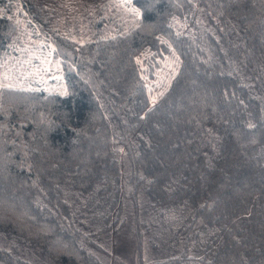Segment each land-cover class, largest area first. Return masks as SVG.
<instances>
[{"label": "trees", "instance_id": "trees-1", "mask_svg": "<svg viewBox=\"0 0 264 264\" xmlns=\"http://www.w3.org/2000/svg\"><path fill=\"white\" fill-rule=\"evenodd\" d=\"M107 1L0 0V78L53 47L67 86L2 79L0 263L31 264L9 240L58 264H104L144 195L165 254L149 264H264V0H131L139 21L109 35ZM76 2L84 42L59 29ZM143 51L180 59L151 108Z\"/></svg>", "mask_w": 264, "mask_h": 264}, {"label": "rangeland", "instance_id": "rangeland-1", "mask_svg": "<svg viewBox=\"0 0 264 264\" xmlns=\"http://www.w3.org/2000/svg\"><path fill=\"white\" fill-rule=\"evenodd\" d=\"M155 0H153L154 2ZM106 8L103 10L102 14L104 17L109 18V22L103 26L104 33L109 35L116 32L117 27L121 26L122 28H127L130 26H135L137 21L140 18V11L132 4L131 0H108ZM77 3V2H76ZM83 6L80 3L74 4L72 7H69V18L68 22L63 18L60 21V30L62 33L70 35L75 41L84 42L90 37V31L87 28V24L80 23L78 20L81 18L83 13ZM133 9L137 10L136 12ZM138 12V14H137ZM51 46V45H50ZM53 47L43 48L41 46L35 48V51L29 53L27 60L22 61L20 65L14 71H9L7 77L0 78V85L3 83L2 79L5 81L6 78H9L13 83L21 84L23 80H27L32 84L39 85L46 90L66 93L67 86L65 80L63 79V73L60 67V61L53 56L52 53ZM151 54L153 56H151ZM138 64L142 71V78L149 95V107L154 106L167 90V87L171 84L175 74L178 73L180 69V59L177 53L172 52L170 54H160L159 56L154 55L150 51H143L137 56ZM25 66V67H23ZM23 67L24 69H22ZM1 74H4V71H1ZM20 78V80H18ZM18 80V81H17ZM199 81V79H198ZM176 116L174 110L169 112V117L173 118ZM160 126V125H158ZM164 137H166V128ZM168 134V133H167ZM167 139V137L165 138ZM173 140V139H171ZM179 144L181 143L180 138H178ZM87 142H85V145ZM69 149L73 150V147ZM94 146H91L90 158L96 157L94 153ZM263 152L259 151L258 156ZM83 155V154H82ZM81 155V156H82ZM84 157V156H83ZM76 161V160H75ZM162 164L169 162L167 157H161ZM79 163V162H75ZM188 172V168L185 167L184 173ZM198 176L200 173H203L202 169H198L196 172ZM71 174V173H70ZM193 182H187L188 187H193ZM201 185V181L198 178L197 186ZM146 197L142 195V203L140 207V212L138 216V222H135V215L133 209L130 207L127 208V220L123 228H120L116 233L110 236V241L105 242V247L108 253L100 254L104 264H149L150 262L160 260L164 257L163 249L157 250L154 249L150 242V236L146 232V224L150 221L149 215L146 213ZM263 206V204H261ZM262 209V208H261ZM228 210L227 206H220V213ZM148 220V221H147ZM228 225L229 224H225ZM138 230L141 232V237H143L141 244V252L139 253L138 245ZM242 233L241 230H236V232ZM243 236V234H242ZM6 245L9 250L15 254L17 257L25 259L31 264H58L52 262L51 260L44 257L42 252L37 248L25 245L18 242H11L5 240ZM252 242V241H250ZM249 242V243H250ZM252 246L257 244L253 241ZM239 251H242L239 248ZM2 264V263H0Z\"/></svg>", "mask_w": 264, "mask_h": 264}, {"label": "snow or ice", "instance_id": "snow-or-ice-1", "mask_svg": "<svg viewBox=\"0 0 264 264\" xmlns=\"http://www.w3.org/2000/svg\"><path fill=\"white\" fill-rule=\"evenodd\" d=\"M133 11L136 12L137 10L133 9ZM137 14H138V12H137Z\"/></svg>", "mask_w": 264, "mask_h": 264}]
</instances>
